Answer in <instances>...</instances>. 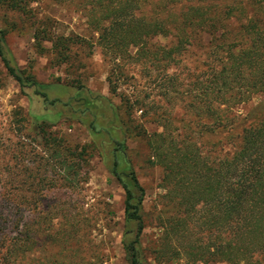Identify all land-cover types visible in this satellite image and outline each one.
<instances>
[{
	"label": "rangeland",
	"instance_id": "rangeland-1",
	"mask_svg": "<svg viewBox=\"0 0 264 264\" xmlns=\"http://www.w3.org/2000/svg\"><path fill=\"white\" fill-rule=\"evenodd\" d=\"M200 2L221 11L232 0ZM31 6L33 14H23L0 5V37L2 30L6 32L4 52L22 70L25 82L22 87L0 56V212L8 204H18L24 218L47 220L46 231L37 232L36 264H130L125 244L135 239L138 227L126 219V192L112 172L116 139L125 140L127 149L119 152V171L128 183L135 172L145 188L144 229L138 245L141 260L146 264L187 263L172 252L177 247L184 253L188 241L167 243L161 220L165 211L173 210L166 207L163 197V171L149 162L147 138L136 125L148 133L163 128L155 115L141 107L130 108L122 98L134 91L150 92L161 73L145 59L122 60L123 76L114 92L108 77L118 69L117 63L104 54L83 7L76 0H35ZM241 8L252 10L245 5ZM38 25L55 38L53 43L42 42L45 50L34 37ZM202 38L186 47L178 63L170 65L171 72L202 68L212 37L205 32ZM175 41L173 35H158L152 43L168 48ZM137 50L132 47L130 52L135 55ZM37 90L46 92L48 99ZM260 103L264 95H255L235 113L243 119ZM182 106H175L176 124L191 126L189 119L195 116ZM241 124L231 136L223 129L216 135L206 133L202 142L208 146L221 142L224 152L228 151L232 146L227 141L241 136ZM3 220L0 217V223ZM2 227L0 235L7 231ZM46 240L48 246L39 247ZM165 243L173 247L169 255L161 251Z\"/></svg>",
	"mask_w": 264,
	"mask_h": 264
},
{
	"label": "trees",
	"instance_id": "trees-1",
	"mask_svg": "<svg viewBox=\"0 0 264 264\" xmlns=\"http://www.w3.org/2000/svg\"><path fill=\"white\" fill-rule=\"evenodd\" d=\"M76 1L96 30L104 54L117 63L118 69L108 77L114 92L123 76L122 60L145 59L161 73L150 92L141 95L134 91L122 97L130 108L141 107L146 114L155 115L163 128L148 133L136 125L147 138L149 162L163 171V197L166 207L173 210L165 211L161 220L167 243L188 241L184 253L177 247L172 252L167 243L161 251L182 255L185 264H264V103L243 119L235 113L253 96L264 95V0H232L229 8L221 11L206 8L200 0ZM33 2L0 0V5L33 14ZM244 5L252 10L239 9ZM205 32L212 39L202 68L171 72L170 65L177 64L179 55L188 45L200 42ZM5 34L2 30L0 56L23 87L22 70L13 66L4 52ZM158 35H173L176 41L168 48L155 47L152 40ZM34 37L41 50L46 49L43 41L55 42L52 33L39 25ZM132 47L138 49L135 55L130 52ZM147 67L152 76L151 66ZM37 93L48 99L46 92ZM177 104L195 116L189 119L191 126L176 124ZM130 121L136 122L132 115ZM238 122L243 127L241 136L229 138L232 147L228 151L224 152L221 142L209 146L202 142L206 133L216 135L223 129L231 136ZM116 143L112 172L126 192V219L138 227L135 239L125 244L127 259L130 264H146L138 247L144 229L145 188L135 172H131V183L124 180L119 152H126L127 145L125 140L116 139ZM24 215L18 204H8L0 212L4 218L0 226L5 223L2 228L7 230L0 235V264H36L37 232L49 226L46 219L39 222ZM47 242L39 247L46 248Z\"/></svg>",
	"mask_w": 264,
	"mask_h": 264
}]
</instances>
